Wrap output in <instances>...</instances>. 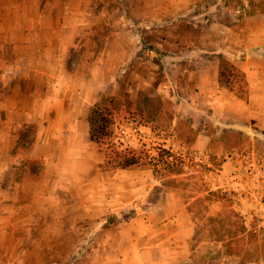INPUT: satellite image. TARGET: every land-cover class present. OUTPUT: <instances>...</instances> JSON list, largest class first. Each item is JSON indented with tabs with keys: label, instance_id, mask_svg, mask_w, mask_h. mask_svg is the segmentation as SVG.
Returning a JSON list of instances; mask_svg holds the SVG:
<instances>
[{
	"label": "crops",
	"instance_id": "0c3cea01",
	"mask_svg": "<svg viewBox=\"0 0 264 264\" xmlns=\"http://www.w3.org/2000/svg\"><path fill=\"white\" fill-rule=\"evenodd\" d=\"M4 1L0 0V264H45V252L58 254L66 239L85 242L94 224L140 201L146 193L142 188L149 184V191L153 185L152 169L120 168L111 178L113 190L108 188L106 154L91 139L89 115L102 98L118 93L114 86L92 88L87 80L75 85L78 70L70 65V54L81 43L87 45L84 35L101 32L100 58L94 60L101 65L109 62L110 48L116 47L112 51L123 61L132 50L124 57L119 50L133 47L136 63L146 64L150 73L168 62L184 64L179 70L183 75L203 71L204 64L214 62L217 76L220 60L201 53H231L239 44L232 41L233 24L204 15L197 9L200 0H115L111 9H95V0H82L85 6L64 10L63 18L55 0L51 9L45 0H7L8 5H3ZM245 6L251 7L249 2ZM238 10L232 8L234 17ZM259 15L264 12L246 18L251 21ZM157 48L164 53L155 55ZM231 60L246 73L253 63H264L257 56ZM120 70L105 71L106 78L115 82ZM137 77L141 78L138 72ZM152 130L151 125L141 124L136 135ZM128 173H136V179L125 181ZM164 205L144 204L113 236L99 229L95 233L99 246L90 255L108 251L107 244L115 240L122 241V247L117 245L112 258L101 264H148L155 253L185 251L165 245L170 237L154 231Z\"/></svg>",
	"mask_w": 264,
	"mask_h": 264
},
{
	"label": "rangeland",
	"instance_id": "374dc122",
	"mask_svg": "<svg viewBox=\"0 0 264 264\" xmlns=\"http://www.w3.org/2000/svg\"><path fill=\"white\" fill-rule=\"evenodd\" d=\"M45 1L51 9L53 0ZM247 2L251 7L245 6ZM56 3L62 9V18L64 10L85 6L82 0H55ZM3 5H8V1ZM93 5L95 9H111L117 1L95 0ZM232 8L241 10L238 16L234 17ZM197 9L206 16L223 18L233 24L232 41L239 45L231 53L222 52L225 58L229 53L234 59H240L249 48L256 46L262 47L264 53V15L251 21L246 18L264 12V0H200ZM120 37L125 39L126 36ZM84 38L88 39L83 40L87 45L78 42L80 45L70 54V65L78 70L73 81L78 87L87 80L92 88L103 85L117 89L118 94L109 96L106 101L109 108L120 110L110 126V141L117 150L127 151L137 146L147 151L148 164L143 167L152 169L153 185L149 191V184L142 188L146 193L140 201L129 203L105 221L94 224L85 242L80 238L66 239V246L58 244V254L45 252L44 261L47 264L105 262L112 258V250L117 245L122 247V241L109 240L112 243L107 244L108 251H94L95 254L90 255L100 242L95 233L105 228V235L107 232L112 236L118 234L121 225L134 216H131L133 211L138 213L144 204L154 203L165 204L161 208L163 217L158 216L154 231L162 234L159 237H170L164 240L165 245L185 251L163 256L155 253L150 255L148 264L158 261L264 264V63H253L252 69L245 72L247 94L241 98L237 87L232 91L220 83L219 69L217 76L214 74V62L204 64L205 70L192 75L179 71L184 64L168 62L156 65L150 73L146 64L136 63L133 47L119 50L121 57L132 50L129 60L123 61L115 57L116 47H113L109 49L112 52H109V62L101 65L94 62L100 58V42L104 39L101 32L95 30ZM250 42L252 45L245 48ZM154 52L155 55L164 53L158 48ZM201 54L221 61L219 51ZM257 57L264 62V57ZM118 68L121 70L115 82L110 76L106 78L105 71L115 74ZM137 72L141 78H136ZM194 89L201 92L196 93ZM141 124H149L153 130L145 136L140 131L143 137L139 138L136 126L139 128ZM136 168L139 167L126 169ZM117 169L120 168L106 170L110 176L109 190H113L111 178ZM133 178L136 179V173L124 177L125 181ZM70 248L75 249L68 254L66 250Z\"/></svg>",
	"mask_w": 264,
	"mask_h": 264
},
{
	"label": "trees",
	"instance_id": "16d2710c",
	"mask_svg": "<svg viewBox=\"0 0 264 264\" xmlns=\"http://www.w3.org/2000/svg\"><path fill=\"white\" fill-rule=\"evenodd\" d=\"M261 50L262 47L260 46L251 47L246 54L241 55L239 58L246 59L249 56L264 57V53ZM222 52H220L219 81L232 91L237 87L240 91L239 96L245 98L247 94L246 73L231 60L234 58L233 54H228V58H225L222 56ZM109 99V97L102 98L100 102L93 106L89 115L91 139L106 154V169L146 166L148 164L146 161V156L148 155L146 150H140L137 146L127 151L117 150L113 142L110 141V126L115 122V114H118L120 110L109 108L106 103ZM136 213L137 210L136 212L133 211L131 216Z\"/></svg>",
	"mask_w": 264,
	"mask_h": 264
}]
</instances>
